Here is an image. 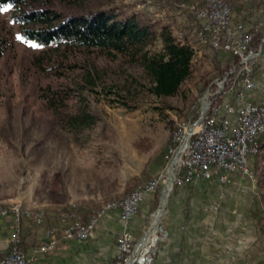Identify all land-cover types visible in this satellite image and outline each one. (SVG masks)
<instances>
[{
    "label": "rangeland",
    "instance_id": "rangeland-1",
    "mask_svg": "<svg viewBox=\"0 0 264 264\" xmlns=\"http://www.w3.org/2000/svg\"><path fill=\"white\" fill-rule=\"evenodd\" d=\"M160 1L156 0V11L152 1L114 0L103 4L171 25L178 43L191 48V76L178 95L163 100L152 93V83L143 68L127 56L62 50L40 68L43 49L23 39L11 7L7 12L0 11V204H5L0 208L17 205L21 210L43 212L47 215L46 228L56 227L51 231L63 234L61 241H73L65 236V226H59L58 221L67 206L76 209L84 202L91 209L101 207L96 219H102L116 209L113 205L131 196L134 187L163 175L169 180V188L163 185L154 194L144 234L152 228L157 212L167 207L178 186L172 187V172L169 179L163 168L166 148L169 151L174 146L179 129L174 131L199 115L211 86L217 85L230 69L226 70L228 65L234 64L230 55L212 51L205 35L196 37L203 34V27H196L194 32L195 20L186 10L178 6L175 11L163 8L166 0ZM205 1L178 0L176 5ZM220 1L231 9L232 25L234 17L249 25L264 21V0ZM37 5L71 12L61 0ZM190 28L187 40L185 33ZM160 48L159 42L156 49ZM90 76L96 80L94 90L85 87ZM45 93L54 99L53 106L42 98ZM84 108L94 116L95 123L69 126L68 116ZM262 142L264 145V137ZM256 156L252 177L263 192L264 182L260 187L259 180L264 173V149ZM23 220L30 221L21 217ZM76 222H83L77 213ZM142 237L135 239L137 244Z\"/></svg>",
    "mask_w": 264,
    "mask_h": 264
},
{
    "label": "built area",
    "instance_id": "built-area-1",
    "mask_svg": "<svg viewBox=\"0 0 264 264\" xmlns=\"http://www.w3.org/2000/svg\"><path fill=\"white\" fill-rule=\"evenodd\" d=\"M142 1H152V9H159L156 0ZM179 7L194 18L195 32L196 27H203V34H196V37L205 35L212 51L233 56L236 62L217 80L219 87L211 86L209 98L199 115L179 125V134L168 151L165 167L169 179L170 171L174 177L172 187L199 180H207L210 184L217 180L224 185L230 183L231 175L255 181L252 177L253 156L260 153L264 137V81L257 79L264 55V21L247 26L234 17V25H227L229 7L226 2L220 5H213V0L181 3ZM251 93L262 96H250ZM168 184L169 180L167 182L163 175L153 178V183H142L133 191V198L126 206L109 212L119 211L122 221L130 223L143 202L161 186L167 188ZM9 211H16V219L9 252L0 258V264H31L37 257L55 251L63 234H53L51 228L46 231L44 242L33 246L29 252L24 250L19 209L0 210V220L7 218ZM46 216H30V222L35 227L42 226ZM58 218L59 226H65V233H71L72 240L79 242L93 237L95 225L101 220L94 214L88 223L76 222V213L66 212ZM68 223H78V231H67ZM152 228L138 244L130 232H122L117 240L115 264H153L160 235L167 233L158 223L154 235L146 239Z\"/></svg>",
    "mask_w": 264,
    "mask_h": 264
},
{
    "label": "crops",
    "instance_id": "crops-1",
    "mask_svg": "<svg viewBox=\"0 0 264 264\" xmlns=\"http://www.w3.org/2000/svg\"><path fill=\"white\" fill-rule=\"evenodd\" d=\"M257 79L264 81V55ZM230 179L224 185L199 180L177 186L167 207L155 216L158 221L162 218L167 235L160 236L153 264H264V228L253 215L256 198L264 190L260 192L248 177L231 175ZM153 200L154 195L149 196L130 223L122 221L119 211L108 212L89 240L61 241L55 251L31 264H114L117 237L124 231L135 239L142 237ZM14 220L12 215L0 220V258L9 252ZM45 226L31 225L30 233L25 228L27 252L44 242L50 228Z\"/></svg>",
    "mask_w": 264,
    "mask_h": 264
},
{
    "label": "trees",
    "instance_id": "trees-1",
    "mask_svg": "<svg viewBox=\"0 0 264 264\" xmlns=\"http://www.w3.org/2000/svg\"><path fill=\"white\" fill-rule=\"evenodd\" d=\"M47 1L49 0H0V7L11 5L14 11L13 19L21 27L23 39L34 42L43 49L39 57L38 66L40 68H44L62 50L68 53L95 50L102 51L109 56H127L143 68L152 83V93L160 100L178 95L184 82L191 76L193 52L189 46L178 43L171 25L153 22L141 13L126 14L117 8L103 4L105 1L110 3L114 0H61L68 4L71 11L69 13L37 5ZM177 1L166 0L162 6L175 11L177 6L179 7L176 5ZM191 18L194 20L192 16ZM188 30H185L187 40L190 39L191 28ZM159 42L161 48L157 50ZM213 56L211 57L212 63L216 62L215 55ZM231 59L233 63L236 62L233 56ZM230 67L228 65L226 70ZM95 86L96 80L92 76L88 77L85 87L94 90ZM54 94L56 95L54 98H58L59 94ZM42 98L47 105L53 106L54 99L49 93L43 94ZM123 104L129 106L127 102ZM67 122L69 126L77 124L91 126L95 123V118L87 108H84L77 114L68 116ZM178 129L179 127H176L174 132ZM170 140L172 142V139ZM171 142L169 141L170 144ZM263 149L264 145L261 140V151L256 157L261 155ZM167 154L168 146L163 168L167 164ZM254 160L255 158L253 162ZM263 182L264 173L259 180L260 187ZM138 186L134 187L129 195ZM263 199L264 195L256 198L257 208L253 212L261 228H264ZM100 208L91 209L87 203L81 202L78 208L74 209L72 205H69L63 212L74 211L84 223H88L92 215L96 214ZM31 225L34 226L29 220L22 221L20 232L21 246L24 250H26L28 237L24 236L23 231L26 227L30 233Z\"/></svg>",
    "mask_w": 264,
    "mask_h": 264
},
{
    "label": "bare ground",
    "instance_id": "bare-ground-1",
    "mask_svg": "<svg viewBox=\"0 0 264 264\" xmlns=\"http://www.w3.org/2000/svg\"><path fill=\"white\" fill-rule=\"evenodd\" d=\"M207 1H210V0H207ZM220 4H224V3L222 1H220V0H213V5H220ZM227 25H232V22H231V9H230V7L228 9ZM175 137H174V139H175ZM260 147H261V143H260ZM256 155H258V153H255V156ZM173 179H174V177H173ZM150 183H153V181L150 182ZM168 188H169V186H168ZM132 198H133V193L125 201L121 202L120 204H115L113 206H114V208H120L122 206H126V203L129 202V200L132 199ZM5 209H19V218L25 217L27 219H30V216L44 215L43 212H32L30 210H21L20 207L17 206V205H15V206L11 205V206H8V207H2V208H0V210H5ZM9 215H13L14 218L16 219V211H9L7 213V216H9ZM159 221H160V219H159ZM159 221L155 217V223L153 224V228L148 232V235H147V238L146 239H148L149 237H152L154 235L155 230H156V225L159 223ZM67 231H78V223H72V224L69 223V226L67 228ZM51 233L56 234L55 231H51ZM65 236L67 238H69V239H72V234L71 233H65Z\"/></svg>",
    "mask_w": 264,
    "mask_h": 264
},
{
    "label": "snow or ice",
    "instance_id": "snow-or-ice-1",
    "mask_svg": "<svg viewBox=\"0 0 264 264\" xmlns=\"http://www.w3.org/2000/svg\"><path fill=\"white\" fill-rule=\"evenodd\" d=\"M11 5H8L6 7H0V11L7 12L10 10ZM33 47H36V45H32Z\"/></svg>",
    "mask_w": 264,
    "mask_h": 264
}]
</instances>
